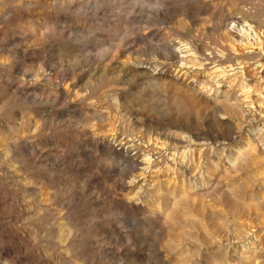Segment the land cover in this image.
<instances>
[{
    "label": "rangeland",
    "instance_id": "obj_1",
    "mask_svg": "<svg viewBox=\"0 0 264 264\" xmlns=\"http://www.w3.org/2000/svg\"><path fill=\"white\" fill-rule=\"evenodd\" d=\"M242 9L264 18V0H0V264H264V252L244 253L264 245V166L237 159L264 122L237 106L233 153L213 144L200 158L208 95L128 75L156 57L144 39L157 31L209 43L214 23ZM258 68L245 66L256 101ZM115 136L161 146L165 165L121 164L134 152ZM228 158L236 173L218 170Z\"/></svg>",
    "mask_w": 264,
    "mask_h": 264
},
{
    "label": "bare ground",
    "instance_id": "obj_2",
    "mask_svg": "<svg viewBox=\"0 0 264 264\" xmlns=\"http://www.w3.org/2000/svg\"><path fill=\"white\" fill-rule=\"evenodd\" d=\"M234 7L236 8L235 5ZM154 10L156 13H160L159 15H164L166 14L165 11H168L164 7L161 9L160 4H156ZM247 11L249 12V10ZM236 13H231L228 19H220L215 23L213 21L214 25L212 34L214 37L209 43L202 42V39L192 35V31L190 30H187L183 33H175L171 36L169 35L167 38H164L165 36L163 37L161 31H157L155 36L151 37L150 40H147L148 38L144 39V48L146 49L149 47V49H151L152 52L156 54V57L153 56L154 54H152L145 60H140L147 61L146 63H143V65L148 64V67L129 70L128 74L131 77V81H140L142 85L144 84L156 87L160 86L161 84L168 83L169 86L174 85L176 86V89L177 87L184 88L185 90H189L192 94H196L197 96L205 97V94L208 95L205 98L206 102L209 104L211 116L209 115L210 117H208L207 120L208 122L212 121L210 128H214L215 130L213 129L211 130L212 132L208 133V143L206 142L204 144L206 146L205 150L199 153L200 158L202 155H205L206 157V153H209V149H213V144L219 145V147L224 146V148L229 147V151H232L233 153L234 150L232 145L234 140L237 141L236 136L241 135L240 131H237L236 128V119L238 120V118H236V113L238 112L236 110L237 106L242 104L248 105L249 109L253 111L251 112V118H248L249 125L252 126L253 124H261L264 122V111H259L262 109V107H264V87L260 89L258 95L256 96L258 101H256L254 99L255 94L253 96L252 93V85L247 80V74H245V66L251 63L252 65L254 64L259 66V70L263 69L264 71V18L262 15L250 16L243 9L240 11L241 17H237L238 15L236 16ZM230 21L238 26V30H236L237 28L235 29V26L234 31L229 30L228 22ZM249 22L256 24L255 27L253 26V29L256 28L257 30L256 35L250 33L252 30L245 29V27L252 28L251 25H241L242 23L247 24ZM240 25L242 28H240ZM201 37L203 38V35H201ZM236 44L241 45L245 48V50H248V52L245 55H241L239 50L236 48ZM151 69L157 73L152 74L150 72ZM203 76L207 79L205 81H200L199 79ZM209 80L213 81L214 83H211ZM236 92H240V96L238 95L236 97ZM255 101L258 102V106H255ZM246 122L248 123V121ZM225 128L227 129L226 132H224ZM263 129L264 127L260 129L261 132L257 133L256 137L252 138L249 135L248 138L243 140V151L237 157V159L241 160V166L245 168L243 170L254 168L258 171L260 166H264V158L261 157V154H259L261 150L264 152ZM114 141L116 144H118L117 146L122 148L128 146V148L134 152L132 158L123 155L120 156L119 158L121 160V164L127 163L130 166L138 165L139 168L141 167L142 171L145 169V167L150 170L149 167L153 165L155 168L159 169L158 167L163 166L164 164V151L161 149V146L158 147V145L155 143L148 144L147 147H145L142 143H138L139 141L135 142L134 139H120L117 136L114 137ZM240 145H242V142L237 144L236 148ZM143 151H146L147 155H143L145 154H142ZM166 157L168 156L166 155ZM183 158L181 159L183 160ZM174 159L176 160V158ZM174 159H171V161L173 160L174 162ZM230 159L231 158H228L227 161L223 160L224 163H221V166L219 167L217 166L218 170L224 171V173H229V171L236 173V162H238V160H236V158L234 161ZM184 162L185 161H183V164ZM206 162H208V160ZM186 163L187 162H185L184 165H187ZM209 163H211L210 160ZM209 163H206L205 165ZM231 164L234 165L231 166ZM211 165L212 164H210V166ZM175 167L177 168V166ZM162 169L164 168L162 167ZM168 171L170 170H167V172ZM180 171H177L178 174ZM175 175H177V173ZM259 176H262L261 180ZM259 176L257 175V180H260V188L263 190L264 171L262 174H259ZM177 177L179 176L177 175ZM170 179H166L164 181L170 184L172 181ZM255 211L256 217L259 218V212H257L258 210ZM261 241V237L257 238L256 241H254L255 243L251 244L252 246L250 249L248 251L245 249L246 252L244 253L257 256L259 253L264 252V245H262Z\"/></svg>",
    "mask_w": 264,
    "mask_h": 264
}]
</instances>
